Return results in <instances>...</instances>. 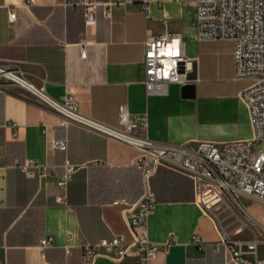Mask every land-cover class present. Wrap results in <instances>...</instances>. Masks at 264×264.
<instances>
[{"label": "crops", "instance_id": "obj_1", "mask_svg": "<svg viewBox=\"0 0 264 264\" xmlns=\"http://www.w3.org/2000/svg\"><path fill=\"white\" fill-rule=\"evenodd\" d=\"M96 1V21L87 23L77 0H0V66L34 81L52 97L62 99L71 91L80 113L112 127H121L122 104L133 113L146 112L147 134L158 141L193 145L253 136L249 108L239 95L247 81L233 77V45L212 54L208 71L198 61L189 82L193 88L171 83L166 93L146 89L149 34L178 32L187 53L198 55L188 49L195 41V0H129L113 6L111 16L104 13L109 0ZM12 9L16 16L10 20ZM4 78L0 76V258L6 264H84L81 240L129 235L121 210L144 189L142 172L134 164L137 149L66 118ZM64 138L66 150L53 146ZM27 158L51 165L55 175L26 176L16 162ZM66 161L74 172L61 186L56 179L64 174ZM151 183L156 204L148 234L164 245L158 264H235L220 244L215 218L195 201L189 175L160 166ZM254 214L264 223V212ZM244 232L237 238L255 233L264 238L258 230L242 236ZM47 235L53 242L43 248L40 239ZM248 255L264 259V243ZM93 264L137 261L98 256Z\"/></svg>", "mask_w": 264, "mask_h": 264}, {"label": "built area", "instance_id": "obj_2", "mask_svg": "<svg viewBox=\"0 0 264 264\" xmlns=\"http://www.w3.org/2000/svg\"><path fill=\"white\" fill-rule=\"evenodd\" d=\"M83 5L87 23L96 21V0H77ZM129 0H109L104 13L111 16L115 5ZM195 40H227L233 44L234 73L237 80L248 84L240 91V97L249 108L253 136L225 142L197 141L193 145L176 144L152 139L147 134V113L131 112L126 104L119 107L121 127H112L80 113L76 108L73 93L67 91L62 99L50 96L43 87L22 74L20 80L6 78L29 89L36 98L53 107L66 118L78 121L92 129L116 137L137 149L134 164L142 172L144 189L133 202H125L121 210L129 228V235L115 234L95 242L81 240L84 264H93L98 256H106L117 262L134 257L137 264H158L157 256L163 244L150 239L149 217L156 204V194L151 179L160 166L191 177L195 201L216 220L220 233V244L229 252V260L235 264H264V259L249 256L255 253L264 238L257 233L250 239H239L235 235L256 224L264 233V223L255 219L247 209L248 198L264 202V150L255 152L264 142V0H195ZM147 8V7H146ZM16 16L15 9L9 19ZM86 52L82 49V55ZM198 55L186 51V43L180 33L164 31L149 34L145 39L144 83L149 93H166L171 83L185 85L197 70ZM1 70L7 69L0 66ZM55 148L66 150V138L53 142ZM16 165L28 177L55 175V169L34 158L17 161ZM74 167L66 161L65 172L56 183L66 186ZM63 201L64 197H57ZM245 215V218H244ZM232 220L224 224V220ZM238 223L234 229L228 227ZM193 240L201 244V237ZM53 242L51 236L40 239L45 248ZM202 245V244H201ZM66 252H70L67 245ZM0 264H6L0 258Z\"/></svg>", "mask_w": 264, "mask_h": 264}, {"label": "rangeland", "instance_id": "obj_3", "mask_svg": "<svg viewBox=\"0 0 264 264\" xmlns=\"http://www.w3.org/2000/svg\"><path fill=\"white\" fill-rule=\"evenodd\" d=\"M232 45H233L232 42L231 41H227V40H214V41H202V42H197L195 40V41H190L189 42L188 49L190 51H192V52H196L199 55V63H200V65L205 67L204 66V64H205L206 67H207V68L205 67V69H206V71H208L209 60L211 59L210 57L213 56L216 51H223L226 48L231 47ZM3 80L5 81V80H8V79L4 78ZM204 83L209 84V83H211V81L204 82ZM247 84H248V82H247ZM259 150H264V142L260 143L256 147L255 152H257ZM246 200H247V209H248L249 213L255 219H257V217L255 216L254 213H258L259 214V213H263L264 212V202L256 200V199H251V198H248ZM244 218H245V215H244ZM231 220H232V218L228 217L226 220H224L223 223L226 224V223H228ZM261 223H263V222H261ZM237 224L238 223H234V224L230 225L228 227V229L229 230L234 229V227ZM252 227L253 228L248 227L246 230H244L245 232H244V234H242V236L249 235L250 234V230L258 228V226L256 224H254ZM241 233H243V231L238 233V234H236L235 237L237 238Z\"/></svg>", "mask_w": 264, "mask_h": 264}, {"label": "bare ground", "instance_id": "obj_4", "mask_svg": "<svg viewBox=\"0 0 264 264\" xmlns=\"http://www.w3.org/2000/svg\"><path fill=\"white\" fill-rule=\"evenodd\" d=\"M0 76L20 80V78L9 69H0Z\"/></svg>", "mask_w": 264, "mask_h": 264}, {"label": "water", "instance_id": "obj_5", "mask_svg": "<svg viewBox=\"0 0 264 264\" xmlns=\"http://www.w3.org/2000/svg\"><path fill=\"white\" fill-rule=\"evenodd\" d=\"M190 76H191V78H194V77L196 76V71L193 72ZM190 87L193 88V84H192V83H187V84H185V85L183 86V89H189Z\"/></svg>", "mask_w": 264, "mask_h": 264}]
</instances>
